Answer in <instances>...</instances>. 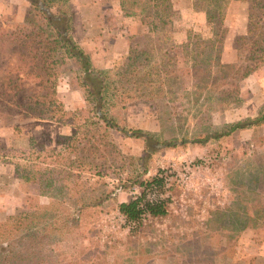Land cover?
<instances>
[{
	"label": "rangeland",
	"instance_id": "1",
	"mask_svg": "<svg viewBox=\"0 0 264 264\" xmlns=\"http://www.w3.org/2000/svg\"><path fill=\"white\" fill-rule=\"evenodd\" d=\"M133 1L69 0L74 41L96 68L111 71L115 90L103 111L117 128L109 135L100 131L101 120L93 119L72 59L59 56L54 92L61 110L57 121L49 120L28 99L39 90L33 78L20 72L26 59L13 53L22 50L18 39L24 34L14 44L0 38V220L36 210L61 196V181L76 180L67 178L70 170L64 169L75 160L62 139L75 132L72 124L62 123L69 121L81 127L77 147L84 163L72 173L100 198L95 212L82 220L81 232L94 247L92 259L106 251L109 261L119 258L125 264H254L264 258V220L240 234L232 230L243 226L245 202L264 204V124L215 135L254 119L264 108V63L257 82L247 80L244 88L242 80L234 93L235 79L253 64L247 58L260 55L254 50L264 46V5L245 0L231 8L227 20L232 26L223 22L221 51L206 53L219 52L221 63L233 70L217 73L213 56L206 73L202 57L182 49L195 34L208 40L220 32L207 0H192L190 7L183 0H166L169 24L153 32L144 25V14H125ZM28 7L26 0H0V35L15 32ZM249 21L248 32L244 23ZM227 92L233 94L222 98ZM133 130L148 134L147 140L131 137ZM158 170L167 179L161 197L169 201L168 213L146 216L143 225L130 230L117 205L139 196L138 183ZM130 242L135 247L127 249Z\"/></svg>",
	"mask_w": 264,
	"mask_h": 264
},
{
	"label": "trees",
	"instance_id": "2",
	"mask_svg": "<svg viewBox=\"0 0 264 264\" xmlns=\"http://www.w3.org/2000/svg\"><path fill=\"white\" fill-rule=\"evenodd\" d=\"M26 1H28L29 7L23 22L15 26V32L12 31L8 34L0 35V38H2L3 42L7 41L12 44L20 34H24L18 39V45L23 46L19 47L22 50L14 51L13 53L20 54L23 61L26 59L27 62L22 64L25 68L21 69L20 72H23L29 78H33L39 90L28 99L33 100L32 104L36 110L40 108L39 112L41 114L47 116L49 120L57 121L56 116L61 110V104L55 98L54 90L60 73L59 56L64 54L67 59H72L79 66V83L85 92V101L88 106L93 108V119L101 120L104 124L103 127L99 126L100 131L105 135H109L110 129L113 127L117 128L116 125L107 120L103 111L110 104L111 95H113L112 91L113 89L115 90L111 71L96 68L89 55L74 41L69 0ZM229 1L207 0L208 8L213 9L215 15L218 16L220 32L215 33L213 39L208 40H203L199 34H195L192 41L182 49L194 57H202L204 62L208 64L204 70L206 73L210 71V60L213 56L216 57L217 73H221L226 69L230 72L233 70V66L230 64L221 63L218 58L219 52L217 55L206 53V51H221L226 32V29L222 27L224 26L222 16L227 9ZM255 2L256 7L264 5V1L255 0ZM92 5L94 10L96 6ZM129 13L132 15L144 14V25L146 27L149 26V32L157 31L162 27L165 30L170 20L169 6L166 0H134L129 5V11L125 14ZM18 28H26V30L17 32ZM251 28L252 23L249 21L247 23L248 32ZM28 39L30 42H23V40L27 41ZM260 42L261 44L264 43V37ZM254 51H261V54L255 55V53H251L249 58H247L253 64L244 68L240 76L235 79V94H238L239 91L238 83L258 70L259 65L264 63V46L260 47L258 45L257 50L255 49ZM27 52L29 53L28 56ZM198 61L194 59V64H200ZM29 67L31 71L27 73ZM203 83L202 87L207 86L205 80ZM22 90H24L23 87H19V91ZM231 94L233 93L227 92L226 96L222 98H230ZM59 118L62 119V115ZM62 123L64 125L72 124L71 126L75 127V132L72 136H62V139L65 141L66 151L72 153L75 158L74 161H70V167H64V169L70 170L67 178H76V180L69 179V185H66L64 180L61 181L63 184L61 196L51 198L47 204L40 205L36 210L23 212L18 215H8L0 220V264H125L119 258L109 261L107 259V254L109 253L106 251L101 252L103 254L102 257L97 259H92L91 257V251L94 247L81 232L82 220L88 212H95L100 198L95 191H91L89 187L82 183L76 173H72V171L78 172L82 166L81 164H84L80 159L77 147L81 127L75 126L74 123L69 121H63ZM262 124H264V108L254 119L235 122L228 126L226 132L215 135V137L217 139L222 138L235 131ZM130 136L143 138L144 140L148 138V134L141 130H133ZM57 143L59 144V142ZM195 143H202V141L197 140ZM60 169H62V164H60ZM162 172V170H158L157 174L149 181H140L138 184L143 188L141 194L117 205L118 212L124 221L128 226L132 227L130 230L135 229L133 225L136 228L143 225L142 222L146 216L159 218L167 215L169 201L161 198L165 187ZM259 176L260 173L254 176L255 183H258ZM154 190L158 193L157 198L149 200L147 193ZM244 207L243 218L245 221L243 226L238 230L236 228L233 229L232 232L237 231L240 234L245 228L252 227L255 223L257 224L258 220H264V212L261 210L264 208V204L259 205L258 199L250 203L249 201L248 203L245 202ZM129 244L133 245V248L135 247V243L130 242L127 245V249ZM254 264H264V258L257 257Z\"/></svg>",
	"mask_w": 264,
	"mask_h": 264
},
{
	"label": "crops",
	"instance_id": "3",
	"mask_svg": "<svg viewBox=\"0 0 264 264\" xmlns=\"http://www.w3.org/2000/svg\"><path fill=\"white\" fill-rule=\"evenodd\" d=\"M177 1V0H176ZM183 1H185L186 2V6L187 7H190L191 6V2H192V0H183ZM245 2V0H230L229 1V3H228V6H227V10H226V15L224 16V18H223V22L225 23V25H226V27L228 26H232V22H230V21H228L227 19H228V15L229 14H231L232 13V7H234V6H240L239 4H243ZM185 6V7H186ZM191 11V10H190ZM192 12V11H191ZM243 15H241V19H240V21H242L243 20ZM24 19V18H23ZM23 19H22V21H21V23L23 22ZM246 24H247V22H245ZM244 23V25L246 26L245 28H247V25ZM230 33H231V30H230ZM228 49H227V46H225L224 47V51H227ZM127 51H122L121 53L123 54V53H126ZM260 71L259 70H256V71H254L252 74H250L247 78H245L244 79V88H247V80H253L254 82H257V80H258V76H259V73ZM262 87H264V81H262ZM244 88H243V90H244ZM243 90H242V92H243ZM264 94V93H263ZM264 96V95H263Z\"/></svg>",
	"mask_w": 264,
	"mask_h": 264
},
{
	"label": "built area",
	"instance_id": "4",
	"mask_svg": "<svg viewBox=\"0 0 264 264\" xmlns=\"http://www.w3.org/2000/svg\"><path fill=\"white\" fill-rule=\"evenodd\" d=\"M163 176V175H162ZM164 177V176H163ZM166 177H164V182H165V185H166ZM142 188V187H141ZM143 189V188H142ZM142 191V190H141ZM140 194H141V192H140ZM157 191L156 190H154V191H151V192H148L147 193V198L149 199V200H152V199H155V198H157ZM137 197V196H136ZM135 198V197H134ZM162 198V197H161ZM133 199V198H132ZM143 224H144V219H143V222H142ZM132 226V225H131ZM133 227H135L134 225H133Z\"/></svg>",
	"mask_w": 264,
	"mask_h": 264
}]
</instances>
